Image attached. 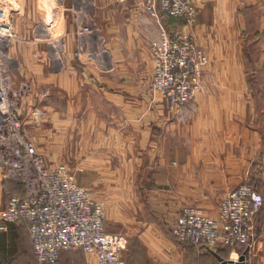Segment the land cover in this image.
<instances>
[{
  "label": "crops",
  "instance_id": "crops-1",
  "mask_svg": "<svg viewBox=\"0 0 264 264\" xmlns=\"http://www.w3.org/2000/svg\"><path fill=\"white\" fill-rule=\"evenodd\" d=\"M41 1L42 10L51 8L56 16L55 0ZM95 1L94 21L103 10L117 19H111V66L101 69L93 64L97 61L73 58L68 51L63 72L46 77L65 82L63 103L56 106L50 90L45 98L43 91L37 95L46 114L35 139L69 145L70 151L79 146L80 168L90 183L107 193H125V204L105 209V227L128 238L123 251L128 264H213L218 258L212 249L185 247L174 239L171 226L185 205L215 217L222 195L243 181L259 182L264 199V0H206L196 22L182 27L205 47L209 61L203 88L181 107L168 105L150 87L149 44L166 29L163 16H150L137 0H118L114 6L112 0ZM240 1L258 3V89L248 86L238 44L232 42V17ZM20 48L13 61L16 74L22 69ZM20 109L23 125L35 128L28 112L23 118L21 102ZM4 204L0 197V210ZM259 220L264 221V201L255 216L257 237L248 264L264 253ZM237 256L231 251L228 259ZM71 257L62 254L60 263ZM0 264H37L25 221L0 230Z\"/></svg>",
  "mask_w": 264,
  "mask_h": 264
},
{
  "label": "built area",
  "instance_id": "built-area-1",
  "mask_svg": "<svg viewBox=\"0 0 264 264\" xmlns=\"http://www.w3.org/2000/svg\"><path fill=\"white\" fill-rule=\"evenodd\" d=\"M205 1L142 3L150 16L169 15L184 20L187 26L196 22ZM5 17L0 9V175L21 185L22 190L12 193L0 210V230H5L8 223L25 221L37 264L55 263L61 251L74 249L93 256L96 264H126V235L106 230L104 203L76 181L74 170L66 163L49 162L23 128V89L14 85L12 65L5 55L10 37ZM149 51L150 87L168 105L181 107L203 88V71L209 58L190 33L163 29L150 42ZM31 114L37 122L44 115L36 106ZM262 204V194L243 181L222 195L215 217L190 205L182 207L171 233L182 245L207 249L229 246L232 252L241 247L249 254L257 237L255 215Z\"/></svg>",
  "mask_w": 264,
  "mask_h": 264
},
{
  "label": "rangeland",
  "instance_id": "rangeland-1",
  "mask_svg": "<svg viewBox=\"0 0 264 264\" xmlns=\"http://www.w3.org/2000/svg\"><path fill=\"white\" fill-rule=\"evenodd\" d=\"M137 1L143 4L142 0ZM41 2V0H35V2L32 0H0V9L5 11V22L9 26L10 33L8 40L9 44L5 48V55L12 65L14 85H16V87L22 85L23 95L21 97V103L24 108L23 118L28 112L32 123L35 125V128H32L30 124L27 126L23 125V128L30 134L40 153H48L52 160H54L53 162L66 163L69 168L74 170L75 179L78 183L86 186L95 199L101 200L104 203L105 209L110 208V211L114 210V207L119 203H126L125 193H107L103 191L102 186L92 185V183H90L92 178L86 176L83 168H80V157L78 156L77 150L79 146H71L72 150L70 151L68 148L69 145H63L61 143L47 145L45 141H43L42 136L38 137V134L37 141L35 138L38 132L37 128H40L37 126H40V124L44 122L46 114L45 110H43L44 108L38 105L39 96L37 95L43 91L45 98L47 90H50L51 96L54 95L55 97L51 100L54 101L56 106H61L63 103L61 97L62 89L66 87L65 82L60 79L58 80L57 77H54V80H47L46 77L52 72L55 74H61L63 72L65 69L63 63L69 52L73 58H80L83 61H97L93 62V64L98 63L97 66L101 69L108 68L109 65L111 66L112 61L108 48L112 43V36L115 33V31L111 30V25L114 24L111 19L114 21L117 20L116 15H111L110 10H103L105 13L101 14V9L98 10L101 14L100 17H96L94 21V13L98 9L95 0H55L57 8L56 16H54L51 8L47 11L42 10V6H40ZM117 3L118 0H112L111 2L113 6ZM109 7L110 6H108V8ZM105 15L107 19L104 17ZM164 24H167L170 31L174 30L171 29L174 28V23L171 22L170 19H167V21L164 20ZM184 26H186L185 22ZM232 26L235 29L232 42L235 41L238 44L237 50L240 52L239 58L242 61L244 71L248 75V86L252 89H258V86L261 85H258L260 82V80H258V70L256 68L258 64L255 65L256 61L258 62L257 1L237 2V10L234 17H232ZM177 27L180 28V26ZM180 29L183 30L182 26ZM185 32L187 31L185 30ZM251 36H253V38H251ZM18 46H21L20 49L22 53V69L19 71L20 74L13 72L15 50H17ZM203 48L208 55L205 47ZM260 53L259 50V54ZM132 55V52L129 53V58H132ZM111 72H113V70H111ZM256 99H258V97H256ZM37 105L44 113L40 122H37V117L31 114L32 109L35 106L38 107ZM44 105H46V103L43 104V107ZM61 116L62 114H57L56 119L61 120ZM13 188V185L0 175V197L4 203L7 201L9 195L13 193L11 192ZM93 192H95V194H93ZM260 220L258 221V236L262 234V228H264V221L260 223ZM113 227L118 231L119 226H112V228ZM172 227L173 226H171V230ZM210 249L220 252L222 247L217 246ZM63 252L67 253L68 256H72V259L67 262H62V264H94L93 261L87 257L89 254L87 255L82 250H63L62 253ZM207 254H209V252H207ZM209 256L211 257L210 254ZM251 258L252 257L249 258L248 254V260H251ZM204 262L206 263V261ZM213 264L219 263L215 259ZM253 264H264V253L261 254L258 252V262L255 260Z\"/></svg>",
  "mask_w": 264,
  "mask_h": 264
},
{
  "label": "trees",
  "instance_id": "trees-1",
  "mask_svg": "<svg viewBox=\"0 0 264 264\" xmlns=\"http://www.w3.org/2000/svg\"><path fill=\"white\" fill-rule=\"evenodd\" d=\"M167 19H170L171 20V22H173L174 23V28H171V29H174V30H176V29H180L181 28V26L183 27L184 26V20H182V19H179V18H176V17H172V16H169V15H163V20H166L167 21ZM178 24H180V25H178ZM177 26H180V28H178ZM166 29L167 30H169L170 31V28L168 29V26H167V24H166ZM172 31V30H171ZM7 181H9V183H11V182H13V183H16V182H14V181H12V180H7ZM13 183H11L12 185H13V190L11 191V192H13V193H15V192H19V191H21L22 190V186L21 185H19V184H13ZM253 188H255L256 189V191H258L259 193H261L260 192V183L259 182H257V181H255L254 179H252V180H250L249 182H248ZM10 196V195H9ZM9 198V197H8ZM7 201H8V199H7ZM7 201L5 202V204L7 203ZM263 201H264V199H263ZM262 207V206H261ZM257 213H258V215L261 213V208H259V210L257 211ZM257 213H256V215H257ZM255 215V216H256ZM127 241H128V238H127ZM185 247H191V248H195V246H193V245H191V244H183ZM237 253H238V255H244V257H245V264H248V254H247V252L243 249V248H241V247H237ZM215 252V255L217 256V257H220V258H224V259H228V257H229V255H230V253H231V247H229V246H225V247H222V249H220V252H216V251H214ZM62 251L60 252V256H59V260L57 261V262H55V263H48V264H59V262L61 261V256H62ZM125 263L126 264H128L127 262H126V259H125Z\"/></svg>",
  "mask_w": 264,
  "mask_h": 264
},
{
  "label": "water",
  "instance_id": "water-1",
  "mask_svg": "<svg viewBox=\"0 0 264 264\" xmlns=\"http://www.w3.org/2000/svg\"><path fill=\"white\" fill-rule=\"evenodd\" d=\"M217 258H218L219 264H244V260H245V257L243 254L238 256L237 260H233L231 258L229 259H224L220 257H217Z\"/></svg>",
  "mask_w": 264,
  "mask_h": 264
}]
</instances>
